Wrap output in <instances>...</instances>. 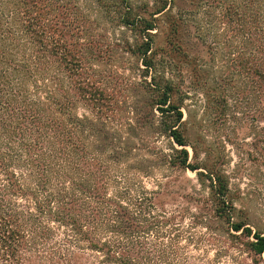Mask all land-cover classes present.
Masks as SVG:
<instances>
[{
	"label": "trees",
	"instance_id": "16d2710c",
	"mask_svg": "<svg viewBox=\"0 0 264 264\" xmlns=\"http://www.w3.org/2000/svg\"><path fill=\"white\" fill-rule=\"evenodd\" d=\"M98 18L118 38L93 34ZM190 24L203 43L217 38L208 45L226 60L220 80L235 78L231 87L255 104L252 118L264 119V0H0V264L183 261L180 233L157 242L175 219L150 218L163 211L161 190L131 194L120 170L136 139L157 137L171 144L163 164L195 172L208 190L207 219L248 238L245 250L262 261L264 236L238 214L222 165L192 163L186 149L196 159L182 113L187 93L157 37ZM124 56L127 67L110 66ZM202 95L209 109L220 104L207 88Z\"/></svg>",
	"mask_w": 264,
	"mask_h": 264
},
{
	"label": "rangeland",
	"instance_id": "374dc122",
	"mask_svg": "<svg viewBox=\"0 0 264 264\" xmlns=\"http://www.w3.org/2000/svg\"><path fill=\"white\" fill-rule=\"evenodd\" d=\"M129 2L141 6L151 4L152 0ZM178 6L187 8L189 3L180 2ZM97 24L99 26H91L93 34H102L105 30L118 38L119 30L112 31L104 19L98 18ZM168 31L169 28L163 29L157 42L172 51L171 57L181 70V84L187 93L183 101V120L189 127V139L196 147V159H192L193 152L186 147L190 162L222 165L238 214L246 220L252 233L264 236V119L255 121L252 118L255 104L248 92L241 93L238 84L231 87L236 85L235 78L231 86L221 81L227 76L223 67L226 60L222 51L211 53L208 45L216 42L217 38L210 34L207 44L203 43L191 24L181 27L174 37L167 38ZM177 47L180 49L174 50ZM118 62L112 61L110 66L123 64L127 67L131 61L124 56ZM221 87L227 91L223 92ZM204 88L220 104L209 103V109L202 95ZM78 112L83 113L82 110ZM135 142L138 148L133 152L135 156L121 165L120 170L123 177L128 178L127 186L135 190L131 194L143 189L147 192L161 190L158 201L163 211H152L150 218L158 220V215L175 218L169 226L159 229L162 237L157 242L167 243L168 237L180 233L177 242L183 261L179 260L177 264H264V257L261 261L245 250L248 238L229 231L228 225L223 222L207 219L212 211L208 190L199 185L195 172L171 169L163 164L159 154L171 152L167 138H141ZM191 215L198 216L196 225H191ZM205 226L210 230H206ZM189 235L193 240L187 239ZM147 240L156 241L153 234H149Z\"/></svg>",
	"mask_w": 264,
	"mask_h": 264
}]
</instances>
